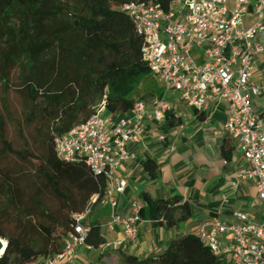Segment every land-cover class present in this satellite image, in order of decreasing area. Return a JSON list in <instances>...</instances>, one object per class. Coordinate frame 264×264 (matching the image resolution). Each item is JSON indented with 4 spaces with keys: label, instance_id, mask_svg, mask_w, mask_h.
Masks as SVG:
<instances>
[{
    "label": "trees",
    "instance_id": "16d2710c",
    "mask_svg": "<svg viewBox=\"0 0 264 264\" xmlns=\"http://www.w3.org/2000/svg\"><path fill=\"white\" fill-rule=\"evenodd\" d=\"M173 1L0 0V105L11 128L5 152L36 178L91 195L104 191L105 178L95 176L84 161L58 158L55 139L86 123L102 105L113 118L133 109L137 101L133 94L154 77L141 64L146 41L120 8L135 2L169 9ZM160 93L157 81L141 99ZM198 118L204 120L205 112ZM168 125H180L175 114ZM233 151L231 145L223 146L228 162ZM144 169L153 180L161 175L153 159L146 161ZM144 202L141 218L154 228L170 231L194 216L189 201L181 196L153 199L145 194ZM89 227L85 244L100 250L107 241L102 226L96 222ZM61 237L60 232L53 236ZM7 242L0 264H23L25 255L35 254L28 244L11 238ZM52 242L48 256L61 249L58 240ZM118 258L120 264H222L198 235L191 233L173 239L156 257L141 260L120 253ZM98 264L115 262L110 252L102 251Z\"/></svg>",
    "mask_w": 264,
    "mask_h": 264
},
{
    "label": "built area",
    "instance_id": "2783aa9c",
    "mask_svg": "<svg viewBox=\"0 0 264 264\" xmlns=\"http://www.w3.org/2000/svg\"><path fill=\"white\" fill-rule=\"evenodd\" d=\"M120 10L146 41L141 64L159 82L162 95L137 100L118 118L102 105L86 123L55 139L58 158L84 161L95 176H103L106 189L95 202L116 210L128 188L118 170L135 158L129 146L141 143L150 126L168 124L173 111L168 96L176 94L198 113L225 108V129L247 163L232 188L252 183L264 207V113H257L252 102L263 93L255 72L264 56V0H175L169 9L133 2ZM93 207L74 214L60 251L35 264H78ZM144 208L133 202L127 214L113 213L106 227L118 236L100 250L117 252L137 241ZM197 235L222 264H264V219L254 221L241 210L219 213L205 220Z\"/></svg>",
    "mask_w": 264,
    "mask_h": 264
},
{
    "label": "crops",
    "instance_id": "0c3cea01",
    "mask_svg": "<svg viewBox=\"0 0 264 264\" xmlns=\"http://www.w3.org/2000/svg\"><path fill=\"white\" fill-rule=\"evenodd\" d=\"M255 81L263 87V93L253 98L252 102L255 111L263 114L264 56L257 61ZM168 99L172 102V114L176 115L180 125H152L145 130L141 143L129 146L135 158L118 170V175L127 180L128 188L118 197L116 210L94 205L88 218L89 225L96 222L101 224L106 240L112 241L118 236V232L110 233L106 227L112 214H127L133 202L146 205L145 194L153 199L177 195L188 200L194 212L193 218L170 231L152 227L149 220L141 222L138 240L126 243L120 250L121 254L133 255L141 260L158 256L175 238L197 234L205 220L219 213L229 216L241 210L254 221L264 219V207L257 200L256 188L252 183L242 182L237 189L232 188L237 172L247 163L225 129V108H207L204 111L206 118L200 120L199 113L186 107L176 94H170ZM163 137L165 140H162ZM225 144L234 148L230 162L223 154ZM150 159L160 166L161 175L156 180L150 178L144 169V164ZM85 247L92 250L87 245ZM79 264H85L80 257Z\"/></svg>",
    "mask_w": 264,
    "mask_h": 264
},
{
    "label": "rangeland",
    "instance_id": "374dc122",
    "mask_svg": "<svg viewBox=\"0 0 264 264\" xmlns=\"http://www.w3.org/2000/svg\"><path fill=\"white\" fill-rule=\"evenodd\" d=\"M155 84V78L145 80L133 97L143 98L149 86ZM10 138L11 128L0 105V240L8 244L7 239L11 238L34 248V256L25 255L23 264H35L50 254L52 240H58L61 246L63 236L71 231L74 214L97 205L98 195L36 178L28 167L5 152ZM58 232L62 237L53 238ZM101 252L83 246L78 255L85 264H98ZM106 252L111 253L115 264L121 263L120 251Z\"/></svg>",
    "mask_w": 264,
    "mask_h": 264
},
{
    "label": "water",
    "instance_id": "95a60500",
    "mask_svg": "<svg viewBox=\"0 0 264 264\" xmlns=\"http://www.w3.org/2000/svg\"><path fill=\"white\" fill-rule=\"evenodd\" d=\"M7 248V244H5L2 240H0V257L4 254Z\"/></svg>",
    "mask_w": 264,
    "mask_h": 264
},
{
    "label": "bare ground",
    "instance_id": "6f19581e",
    "mask_svg": "<svg viewBox=\"0 0 264 264\" xmlns=\"http://www.w3.org/2000/svg\"><path fill=\"white\" fill-rule=\"evenodd\" d=\"M96 206H98V204H97V205H95V207H96Z\"/></svg>",
    "mask_w": 264,
    "mask_h": 264
}]
</instances>
